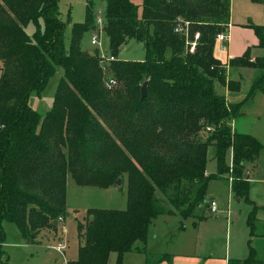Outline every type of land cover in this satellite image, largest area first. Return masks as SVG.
Masks as SVG:
<instances>
[{
    "label": "trees",
    "instance_id": "obj_1",
    "mask_svg": "<svg viewBox=\"0 0 264 264\" xmlns=\"http://www.w3.org/2000/svg\"><path fill=\"white\" fill-rule=\"evenodd\" d=\"M61 1L0 0V264H9L4 222L34 243L43 229H57L55 223L68 216L69 176L79 186L99 188L126 177L128 208L88 210L87 222L78 225L79 257L67 264H108L112 253L122 264L131 252L144 253L146 264L170 262L171 255L153 258L145 247L153 223L176 215L165 210L158 193L184 220L206 202L213 180L232 178L236 198L253 204L245 167L264 146L234 132L230 123L246 101L264 92V57L253 60L248 50L230 61L231 67L262 73L245 101L229 104L216 84L239 92L241 82L228 80L214 50L217 36L229 31L231 0H143L141 10L132 0H106L104 32L117 58L111 68L119 82L109 90L100 57L81 46L84 34L95 28V0H86L85 21L73 24L69 49ZM30 24L33 35L26 31ZM253 27L264 48V26ZM130 40L144 44V61L118 59ZM58 67L64 74L43 116L30 99L42 97ZM143 82H148L145 99ZM206 127L214 131L205 136ZM209 159L218 169L207 176ZM257 216L254 206L248 218L252 235ZM249 248L246 259L229 264H264V254Z\"/></svg>",
    "mask_w": 264,
    "mask_h": 264
},
{
    "label": "rangeland",
    "instance_id": "obj_2",
    "mask_svg": "<svg viewBox=\"0 0 264 264\" xmlns=\"http://www.w3.org/2000/svg\"><path fill=\"white\" fill-rule=\"evenodd\" d=\"M248 1V3L244 2ZM132 2L142 9L143 0H132ZM86 0H62L59 3L60 17L66 23L65 47L71 46L72 27L75 23H82L86 19L87 10ZM106 0L94 1V14L102 18L105 23ZM234 13H232V22L236 24L232 33V48L230 52H235L238 43L254 42L258 40L255 28L253 26H264V2L255 3L252 0H235ZM97 18V17H96ZM36 28L30 24L27 33L33 35ZM225 33V32H224ZM97 34L98 39L94 41L93 36ZM220 46H228L226 42L220 41ZM255 44V43H253ZM82 49L86 53H96L98 56L111 55L110 43L107 34L103 28L96 25L92 31L84 34L82 40ZM254 47L251 48L253 50ZM257 46L254 49L258 50ZM222 49V47H220ZM227 54V51H226ZM118 59L122 61H144L145 47L141 42L130 40L119 51ZM218 59V58H217ZM219 60V59H218ZM105 70V81L114 77L111 63L101 64ZM241 69V70H240ZM248 68L234 67L228 74V80L240 81L245 90L251 82L250 73L245 72ZM254 69V68H253ZM0 63V73H1ZM254 72L256 70L254 69ZM249 73V75H247ZM241 74V75H240ZM253 75V73H251ZM63 75V69L58 67L54 77L50 80L46 91L40 98L33 94L30 99V105L41 115H45L53 104L54 96L58 83ZM253 85V84H252ZM217 92L221 94L224 86L216 84ZM119 87V82L116 88ZM227 87V86H225ZM252 88V87H251ZM250 88V89H251ZM246 91V90H245ZM261 91V90H259ZM250 93V92H249ZM248 94V93H247ZM222 95V94H221ZM253 98V97H251ZM250 98V99H251ZM46 103V104H45ZM40 105L46 106L47 109L40 108ZM41 111V112H40ZM211 149V155L214 153ZM230 156L227 157L229 165ZM218 165L213 159H209L207 172L213 175L217 172ZM210 184L208 202L215 198L219 202L221 212L212 214L206 203H202L195 210V215L204 216L206 220L201 223V230H196L194 223L197 222L195 217L182 219L177 211L165 199L162 193L158 197L167 211H174L176 215L160 216L152 225L150 230L149 242L145 246L138 243L137 246L146 247L149 256L155 258L162 254L193 253L197 251L201 257L216 254L225 255L229 249L231 260L246 259L249 256V246L256 249L259 256L264 254V215L258 217L256 223L255 235H252L248 218L253 211V204L245 198H236L229 190L227 182H215ZM125 182V183H124ZM124 189L119 190L115 185L107 188L94 186H79L76 181L69 176L68 178V216L60 221L57 229H43L34 243L27 242L21 235L16 225L4 222L3 227L7 233L6 241L3 245L5 253L4 259H8L9 264H66L67 262L76 261L79 257L80 242L78 237L79 223L85 224L88 218V210H118L125 211L128 208V184L127 178L124 180ZM187 185L183 186V190ZM196 191V190H195ZM195 192L191 194L194 197ZM240 199V201H238ZM230 211V212H228ZM182 223L184 229L181 230ZM198 244H197V243ZM64 244L65 252H59L55 247ZM201 251V253H200ZM146 255L139 252H131L124 256L122 264H144ZM108 264H118V255L112 253Z\"/></svg>",
    "mask_w": 264,
    "mask_h": 264
},
{
    "label": "crops",
    "instance_id": "obj_3",
    "mask_svg": "<svg viewBox=\"0 0 264 264\" xmlns=\"http://www.w3.org/2000/svg\"><path fill=\"white\" fill-rule=\"evenodd\" d=\"M232 1L234 5L235 0H231V22H230V27L228 31V46L227 47L223 45L220 46L219 44L220 41L216 39V45H215V50H214L215 57L218 58L222 64L226 65L227 77H228L230 70L234 68V67L229 66L230 61L235 58L243 56L248 50L250 51V54L253 60H255L258 57H264V48L260 47L258 50L254 49L255 47L259 46V39L254 42H243L241 44L238 43L235 47V52H230L232 48L231 28L233 32L235 29V26H237L236 24L232 22V13H234V7H232ZM244 2L248 3V1H244ZM220 47H222V49H220ZM252 47H254L253 50H251ZM226 51H227V54H226ZM255 70L256 72H254L253 68H248L245 71V72H249L250 77H251L249 80L251 82L248 84L247 88L245 89L246 91L243 90L244 86H242V84H241V89L239 92H231L228 89V87H223L224 91L221 94L226 96L227 102L229 104H238L246 100L249 92L251 91L250 88L252 87L253 82L262 73L258 69H255ZM249 73H247V75H249ZM251 73H253V75ZM63 74H64V71H63ZM0 76H1V73H0ZM40 108L47 109L46 106L44 107L42 105H40ZM49 110H46L43 113H46ZM230 125L234 132L251 135L254 138H256L264 146V92L257 91L255 95L253 96V98L246 101L241 109V115L233 119ZM213 156H214V153H212L211 158ZM228 156H230L229 166L232 167L233 152L230 151L228 153ZM206 175H209L207 172V169H206ZM244 178L249 182V185H250L249 197H250V200L253 201L254 206H256L258 209V217L261 214L264 215V148L261 150L259 157L254 163L246 164ZM220 181L228 183V190L230 192L229 198H230L231 192L233 193L232 181H230L227 178H223L215 182H220ZM124 183H123L122 189H119L117 186L116 187L119 190H123ZM209 190H210V185L208 187L207 193L209 192ZM207 198H208V194L206 195L205 203L207 204L208 206L207 208L209 209L210 203L208 202L209 200ZM212 201L217 202L219 212H221L219 202L215 198H213L211 202ZM195 217H197L196 218L197 222L194 223V226L196 227V230L200 231L201 223L204 222L206 218L204 216L202 217V216H197V215H195ZM198 217H200L201 220H199ZM149 238H150V234H149ZM262 238L264 239V237ZM230 255L231 254L229 252V249L227 250L226 254L222 256L211 254L209 256L201 257L198 255L197 251L193 253H187V254L177 253V254L171 255L172 259L170 262L163 261V262H159L156 264H229V261L231 260ZM237 259L241 260L240 258H237ZM144 261H145L144 264H146V257Z\"/></svg>",
    "mask_w": 264,
    "mask_h": 264
},
{
    "label": "built area",
    "instance_id": "obj_4",
    "mask_svg": "<svg viewBox=\"0 0 264 264\" xmlns=\"http://www.w3.org/2000/svg\"><path fill=\"white\" fill-rule=\"evenodd\" d=\"M96 25L97 27L100 26L103 28L104 30V27L106 25V22L104 23L102 21V18L98 16H96ZM93 39L94 41H97L98 39V35L95 34L93 36ZM199 39V35L196 36V40ZM217 40L218 41H223V42H226L228 40V32H223V33H220L218 36H217ZM195 46L196 44L194 43L192 45V48H191V52H194L195 51ZM100 60H101V64L103 63H112L114 61L117 60V58H115L114 56L110 55L109 57H105V55H102L100 56ZM103 67V66H102ZM103 69L105 70V68L103 67ZM116 84H117V79L115 77H110L106 80V87L109 89V90H112L114 87H116ZM214 131V128L213 127H206L203 131V133L205 135H207L208 133H212ZM233 179L231 178L230 181H232ZM209 209L211 210L212 214H217L219 212V208H218V204L216 201H212L210 206H209ZM59 252L61 253H64L65 252V246L63 244L59 245L58 247H55Z\"/></svg>",
    "mask_w": 264,
    "mask_h": 264
},
{
    "label": "water",
    "instance_id": "obj_5",
    "mask_svg": "<svg viewBox=\"0 0 264 264\" xmlns=\"http://www.w3.org/2000/svg\"><path fill=\"white\" fill-rule=\"evenodd\" d=\"M147 88H148V82H143V83L141 84L142 99H145L146 96H147ZM116 186H117L119 189H122V187H123V183H122V181H121V180H118ZM238 201H240V199H238ZM55 224L58 225L57 222H56Z\"/></svg>",
    "mask_w": 264,
    "mask_h": 264
}]
</instances>
